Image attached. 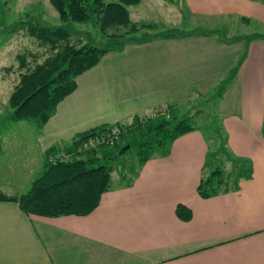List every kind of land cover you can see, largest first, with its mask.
<instances>
[{"label":"crops","instance_id":"obj_1","mask_svg":"<svg viewBox=\"0 0 264 264\" xmlns=\"http://www.w3.org/2000/svg\"><path fill=\"white\" fill-rule=\"evenodd\" d=\"M185 6L188 20L221 16L264 33V0H185ZM253 29H239L233 41L165 36L145 48L106 52L77 76L76 89L46 124L21 121L0 134V191L22 194L43 171L52 144L214 90L240 58L218 102L228 158L251 165L241 169L237 189L209 198L197 193L208 145L191 131L168 154L147 160L132 186L104 192L88 215H26L16 202L0 201V264H264V37ZM177 205L191 211L189 220L177 216Z\"/></svg>","mask_w":264,"mask_h":264},{"label":"trees","instance_id":"obj_2","mask_svg":"<svg viewBox=\"0 0 264 264\" xmlns=\"http://www.w3.org/2000/svg\"><path fill=\"white\" fill-rule=\"evenodd\" d=\"M139 1L48 0L61 21L98 25L111 37H122L141 28L151 30L155 27L154 24L138 25L130 19L128 7ZM202 18H197L196 26L192 29H185L174 36L215 33L214 29L201 30L207 22ZM238 19L246 18L239 16ZM111 28L126 30L108 33L107 30ZM19 31L32 38L46 54L30 50L16 53L20 73L8 94V105L12 109L9 119L29 121L41 127L55 114L59 102L76 89L77 76L97 65L109 49L83 43L81 37L71 29L44 25L30 14L12 23L8 33ZM258 36L264 37V33L260 32ZM162 37L165 36L154 33L146 41ZM233 74L229 76L228 85ZM228 85L218 93H215L218 86L204 94L195 93L185 102L167 101L156 106L152 110L155 113L149 118L134 115L130 123L101 124L76 134L69 141L52 144L44 152L43 171L31 182L28 190L10 195L0 191V201L16 202L26 215H88L99 205L104 192L132 186L147 160L168 154L175 139L195 130H199L207 142V159L212 156L215 160V164L213 162L201 175L197 193L202 198H209L237 189V181L244 176L241 169H249L251 165L247 161L238 165L228 158L231 152L226 143L225 130L220 117L217 120L212 117L210 104L211 100H221ZM113 128L120 131L113 143L83 147L94 136H108ZM223 130L224 133H221ZM122 148L125 151H121ZM127 151H133L134 156L120 168L119 181L115 184L113 172L118 169L122 162L120 157ZM60 155L59 160L54 159ZM176 214L182 220L191 217V211L183 205H177Z\"/></svg>","mask_w":264,"mask_h":264},{"label":"rangeland","instance_id":"obj_3","mask_svg":"<svg viewBox=\"0 0 264 264\" xmlns=\"http://www.w3.org/2000/svg\"><path fill=\"white\" fill-rule=\"evenodd\" d=\"M179 8L182 10L180 11ZM128 9L132 22H135L138 25L154 24L155 27H153V29L151 30L141 28L137 32L128 33L122 37H111L105 34L98 25L72 21H61L58 18L57 12L49 4L48 0H0V134L3 131L20 128V124H18V122L21 121L16 122L9 119L12 109L8 105V94L15 84V79L18 78V75L20 73V70L17 67L18 62L15 58L16 53L30 50L33 52L42 53V55L46 54L45 52H43L44 50L42 48L36 45L35 41L32 38L26 36L23 32L19 31L13 34H9L8 31L12 23L16 22L21 16L30 14L44 25L64 26L66 28H69L75 34L81 37L83 43L93 44L101 48L109 49L107 52L129 51L132 50V48H126L132 45H139L142 46V48H145L143 45L147 44L146 40L151 38L154 33H158V35L161 36H174V34H179L185 29L190 30L196 26L195 20L197 16H190L188 20L185 0H140L137 4L130 5ZM181 13H184L183 19ZM216 18L217 19H215V17H203L202 19H205L209 22H206V24L204 25L205 28H202L201 30L214 29L215 33H213L212 35L222 37V39L224 40L225 37L229 38L226 39L229 41L235 40V34H237V32H240L239 29H243L242 33L244 34L245 32H250L252 28H254V32H261L260 27L243 25L242 28L241 26H239L238 28L237 26L233 25V22L231 23V21H224L226 17L222 18L221 16H217ZM221 18L227 25L221 24ZM229 22L231 23V31L228 28ZM116 30L118 32H123L126 29L119 28ZM116 30L111 28L107 31L108 33H112ZM245 30H247L248 32ZM198 34L202 36H208V34L203 35L196 32L195 34L185 35L184 38L197 36ZM252 42L254 41L248 42L246 40L243 45L249 46ZM262 44L264 46V43ZM241 60L243 62L244 59L237 58L233 62L229 73L227 72L220 80L222 81V79H225L226 77L227 78L218 85V87L215 89V93L221 92L219 90L225 88L228 85L229 76L235 73L236 70L234 71V69H237L238 64ZM6 66L10 67L5 70L4 67ZM208 91L209 90H207L206 92ZM206 92L200 93L204 94ZM217 103V100L210 101L211 113L213 114L212 117L216 120L217 118H219V116H223L222 112L219 109V104ZM154 113L155 112L153 111L151 114L146 115V118H149ZM22 122L34 125L29 121ZM221 133H224V130ZM132 156H134L133 151H127L123 157H120V160L122 162L120 165H118V169L116 168L117 170L113 172V182L115 184L119 181V172L121 171L120 168H123V165L128 164V162L132 160ZM207 161L208 164L205 167V170H208L213 165L214 158L210 156Z\"/></svg>","mask_w":264,"mask_h":264},{"label":"built area","instance_id":"obj_4","mask_svg":"<svg viewBox=\"0 0 264 264\" xmlns=\"http://www.w3.org/2000/svg\"><path fill=\"white\" fill-rule=\"evenodd\" d=\"M119 136V130L117 129H112L110 131V134L108 136L106 135H98L94 136L93 138H90L88 141H86L83 145V147H92L95 146L99 143H113L115 139H117ZM62 155L56 156L54 159H59ZM53 159V160H54Z\"/></svg>","mask_w":264,"mask_h":264},{"label":"water","instance_id":"obj_5","mask_svg":"<svg viewBox=\"0 0 264 264\" xmlns=\"http://www.w3.org/2000/svg\"><path fill=\"white\" fill-rule=\"evenodd\" d=\"M121 151H125V148H122Z\"/></svg>","mask_w":264,"mask_h":264}]
</instances>
